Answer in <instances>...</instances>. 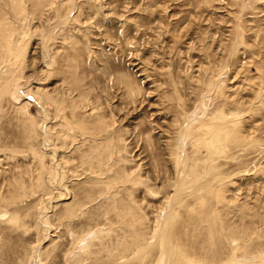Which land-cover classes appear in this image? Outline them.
Listing matches in <instances>:
<instances>
[{"label": "rangeland", "instance_id": "obj_1", "mask_svg": "<svg viewBox=\"0 0 264 264\" xmlns=\"http://www.w3.org/2000/svg\"><path fill=\"white\" fill-rule=\"evenodd\" d=\"M3 27L0 264H264V0H0Z\"/></svg>", "mask_w": 264, "mask_h": 264}, {"label": "bare ground", "instance_id": "obj_2", "mask_svg": "<svg viewBox=\"0 0 264 264\" xmlns=\"http://www.w3.org/2000/svg\"><path fill=\"white\" fill-rule=\"evenodd\" d=\"M18 5H20L19 3L18 4H16V6L18 7V8H16L17 10L19 9H21V7H19ZM16 10V11H17ZM9 31V29L8 28H6V27H3L1 30H0V36H3V37H5V38H7L8 37V35H7V32ZM43 168V167H42ZM180 182V181H179ZM181 183V182H180ZM179 185V184H178ZM179 187V186H178ZM177 190V189H176ZM168 213V212H167ZM168 214H170V212L168 213ZM172 216L171 215H168V218L166 219V221H167V223H166V225H167V227H169L170 225H171V223H172V218H171ZM165 221V220H164ZM164 227V226H163ZM162 227V228H163ZM162 232V231H161ZM160 232V233H161ZM164 233V232H163ZM166 233V232H165ZM164 233V234H165ZM133 237V236H132ZM217 238V237H216ZM158 239V238H157ZM136 242V241H135ZM167 244V243H166ZM166 244H164V245H166ZM137 245L135 244V247H136ZM168 246V245H167ZM165 247L166 246H164V250H163V252L161 253V255H162V258L156 263V264H173V263H171L172 262V258L170 257L171 255H169V253H170V251L168 250L169 248H167L166 250H165ZM123 248V247H122ZM146 249L147 248H144V247H141L139 250H138V252H137V254H136V256H135V258H137L138 256H140V255H142L145 251H146ZM123 250V249H122ZM168 250V251H167ZM137 251V250H136ZM135 251V252H136ZM123 253H125V252H123ZM119 256V255H118ZM120 257H121V255H120ZM132 258H133V256H131ZM119 259V258H118ZM120 260H121V258H120ZM115 261H116V259H115ZM119 261V260H118ZM127 261V260H126ZM192 260L191 259H185V260H183V264H185V262H186V264H190V262H191ZM241 262V261H240ZM245 263V262H244ZM119 264V263H118ZM182 264V263H181ZM233 264V263H232ZM234 264H236V261L234 262ZM238 264H241V263H238Z\"/></svg>", "mask_w": 264, "mask_h": 264}]
</instances>
